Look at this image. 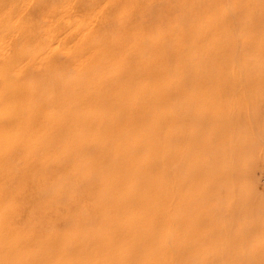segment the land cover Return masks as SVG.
<instances>
[{"label": "rangeland", "instance_id": "1", "mask_svg": "<svg viewBox=\"0 0 264 264\" xmlns=\"http://www.w3.org/2000/svg\"><path fill=\"white\" fill-rule=\"evenodd\" d=\"M8 1L45 98L1 108L0 264H264V0Z\"/></svg>", "mask_w": 264, "mask_h": 264}, {"label": "bare ground", "instance_id": "2", "mask_svg": "<svg viewBox=\"0 0 264 264\" xmlns=\"http://www.w3.org/2000/svg\"><path fill=\"white\" fill-rule=\"evenodd\" d=\"M7 1L8 0H0V2H4L5 4H6ZM10 2H11V0H10ZM4 7H5L4 4L3 5L0 4V15L2 14ZM30 10H31V8L28 7V6H26V7H23V6H17L16 7L15 6V7L12 8V10H10L11 12H6L5 13V19H1L0 18V163H2L4 165L5 164L8 165V160H9L11 154H12V150H15V152H16L17 150H19L21 148L20 147L21 145L19 146L17 144H13L14 141L12 142L11 139H10L11 136L8 138L7 134L10 131H12L14 128H16V127H18L21 131H23V133L30 132L32 129H31V124L29 123V122H31L30 121L31 117L29 119V115L27 114V112H28L27 111L28 110L27 107H25L26 109L25 108L23 109L24 111L22 110L23 113L20 112L19 114L15 115L14 117H6V116H4L5 113L1 110V108L2 107H8V108L10 107V108H14L15 109V108H18V107L25 106L30 101L32 102L33 100H38V99H44L45 98V96H42L40 93H37V92H36L37 94L34 93V90L32 89V87H31V85L29 83L22 84V85L20 83H19L20 85L19 84L18 85L13 84V81L23 80L25 75L28 74L27 73V69L29 68V65H26L25 67L21 68L20 65L22 63V56H23L24 53L23 54L20 53L23 50L20 51L19 50L20 47L17 48L16 45L20 44L22 47L25 48V47L31 46V44L32 45H37L38 43L41 42V39H37L38 38L37 35H36V38H35V36L33 37L32 35H28L25 32V30H22L20 28V22H21L20 20H17L16 22L11 24L13 19L16 17L17 13L22 11L23 14L27 15L30 12ZM52 21L53 20L51 18H49L48 22H52ZM15 34H16V36H14ZM17 40L19 41V43H18ZM50 41H52V39ZM117 45L120 46L119 44H117ZM154 47L156 48L158 46L155 44ZM159 52H161V50H159ZM161 61L162 60H160L157 57H155L154 61H153L154 65L149 69V71H145L144 72L146 74V76L154 77L155 74H158V73L161 74V72L165 73L166 71H168L167 70V66H168L167 65V60H166V65H165V63H162ZM163 66H165V67L162 68ZM38 68H39V66H38ZM43 69H44V67H43ZM144 73L140 74V76L143 75ZM151 74H153V75L150 76ZM121 75L123 77H128V75L126 74V71H123L121 73ZM132 77L134 79L138 78V77H135L134 75H132L130 78L133 79ZM30 79H32V78H30ZM24 80H23V82H24ZM135 80H137V79H135ZM16 83H18V82H16ZM38 85L39 84H37V86ZM156 88H157V90L159 89L158 87H156ZM31 89L33 90V92H32ZM48 107H49V105H48ZM24 119H27V120H24ZM23 120H24V122H23ZM57 136H59V135H57ZM24 145L27 146L28 142H25ZM4 148H5L6 152L4 151L2 153L1 150L4 149ZM28 148H29V145H28ZM12 156H13V154H12ZM13 161H12V163H13ZM25 161H26V159H24V161H23L26 164ZM118 164H120V162L116 161V162L112 163L111 165H109L106 168L115 169V168L119 167ZM121 167H122V169H125L126 171H128L130 173H132V172H135V173L142 172V171H140L141 168L131 167L129 163H127V165H125V166L122 165ZM47 168H50V166L47 167ZM4 170L5 169H1L0 168V172H3ZM104 170L105 169L100 168V167H98L96 165V168H92V171H91V169H89L87 174H93V173L99 174V171L103 172ZM3 174H5V172ZM111 180H113V178L108 176V180L105 183L101 182L99 180V178H98V181L95 180V181H92L89 184H90V186H92L95 189L97 188V189H100L101 191L102 190L106 191L107 192V196H108L110 193H108L109 191L107 190V187H108V185H109ZM124 197H126V196H124ZM96 198L98 200V203H99L100 207L102 206V208H105V209L107 208L109 210V209H111L114 206V207L117 208V211L119 213H121V207L124 205L123 201H122L123 200L122 198L121 199L117 198L116 201H114L113 199L106 201V200H104L102 195H100L99 197H96ZM120 228L121 229L119 231H120L121 235L122 236L125 235L127 229H124L121 226H120Z\"/></svg>", "mask_w": 264, "mask_h": 264}]
</instances>
